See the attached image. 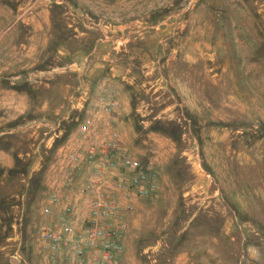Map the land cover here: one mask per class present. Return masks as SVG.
<instances>
[{"label": "rangeland", "instance_id": "1", "mask_svg": "<svg viewBox=\"0 0 264 264\" xmlns=\"http://www.w3.org/2000/svg\"><path fill=\"white\" fill-rule=\"evenodd\" d=\"M8 10L10 37L36 48L16 80L0 78L16 88L0 264H58L40 253L54 218L42 208L110 84L129 95L114 125L124 146L142 165L165 159L174 186L125 218L136 247L113 264H264V0H0V19Z\"/></svg>", "mask_w": 264, "mask_h": 264}, {"label": "built area", "instance_id": "2", "mask_svg": "<svg viewBox=\"0 0 264 264\" xmlns=\"http://www.w3.org/2000/svg\"><path fill=\"white\" fill-rule=\"evenodd\" d=\"M99 112L111 115L116 98L99 95ZM96 113H86L77 126L78 144L69 148L60 179L42 211L53 215L41 230V249L50 262L113 264L123 250L128 229L124 215L134 199L153 197L159 170L131 154L119 133L101 127Z\"/></svg>", "mask_w": 264, "mask_h": 264}, {"label": "crops", "instance_id": "3", "mask_svg": "<svg viewBox=\"0 0 264 264\" xmlns=\"http://www.w3.org/2000/svg\"><path fill=\"white\" fill-rule=\"evenodd\" d=\"M24 13L34 14V13H38V11L30 10L27 12V10H23L21 16H24L23 15ZM39 13L46 14V12H43V11H40ZM11 17H12V11L8 10V17L0 19V21L9 22V25L7 26L5 31H3L2 35L8 34L10 38L8 40H0V78H3V79L12 78L13 80L14 79L16 80V78L19 77L20 73L16 72V69H14V65L20 68L21 66H25L26 64H29L30 61L28 60L27 63H24V59L26 57H30L31 55L30 50L35 49L36 46L35 45L31 46L30 43H27L24 40L17 41L16 39H12V37H10V33H12L13 31H16V26H14V24L12 23ZM22 22L24 23L26 27L27 26L30 27L32 23H34L35 21L27 18L26 20L23 19ZM47 26L48 24L45 23V27ZM24 49H28V51L25 50L22 52V50ZM110 85L104 86L106 88H104V92H101L100 94L112 96L111 91L115 90V88L114 87L110 88ZM117 91L119 92V96H120L117 108L111 115L101 113L102 119L98 121V124L101 127H106V128L110 127L111 129L113 128L114 130L118 132V130L115 128L114 125L118 124L116 120H118L121 115H127L130 112V102H129V95L125 91V89L124 90L117 89ZM7 97H12V100L7 99L5 101L4 99H2V98H7ZM15 98H16V88H12V87L4 88L0 85V167L6 168V169H10L14 167L16 156H15L14 145L6 146L3 142L5 139L4 135H6V133L11 132V129L6 130V127H5L6 117L3 114L12 113L13 115L11 119H14L15 117L14 114L16 113V99ZM98 113L99 111L97 112V114ZM118 133H119L120 139L124 143L125 141L124 136L121 135L120 132ZM149 161L148 163L155 166L160 171L162 170L163 167H165L164 165H165L166 160L163 158L159 159L157 156H153L149 158ZM143 164H146V163H143ZM159 180H160V184L156 191V196L159 199L161 198L165 199L167 194L171 192V189H174V186L171 183V179L168 173L161 172ZM184 194H187V192ZM149 199L150 197H145V198L140 197V198L134 199L133 209L127 212L124 215V218H130L134 214V212L138 211L140 208H144L145 204L148 203ZM130 231L131 229L130 230L127 229L125 235L123 236L122 241L124 244V251H123L121 258L128 255L131 251L133 252L134 248L136 247V244L134 243L135 240L133 238L134 234H132ZM157 247H158L157 245L148 244L144 246L142 250L143 252H145V250L147 249L155 250L157 249ZM40 253H42L43 255L42 249ZM43 257L47 259L44 255ZM133 257L135 256L133 255ZM57 263L58 264H81V263H77L75 261L65 259V258L58 260ZM84 264H87V263H84ZM133 264H135V262H133Z\"/></svg>", "mask_w": 264, "mask_h": 264}, {"label": "water", "instance_id": "4", "mask_svg": "<svg viewBox=\"0 0 264 264\" xmlns=\"http://www.w3.org/2000/svg\"><path fill=\"white\" fill-rule=\"evenodd\" d=\"M11 259H12V260H16V258H14V257H11Z\"/></svg>", "mask_w": 264, "mask_h": 264}]
</instances>
